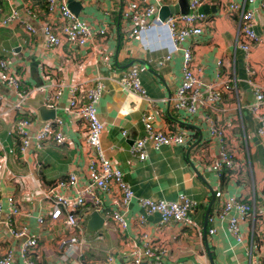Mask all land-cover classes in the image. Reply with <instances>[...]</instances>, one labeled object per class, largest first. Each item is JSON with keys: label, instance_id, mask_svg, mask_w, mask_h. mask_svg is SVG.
<instances>
[{"label": "crops", "instance_id": "crops-1", "mask_svg": "<svg viewBox=\"0 0 264 264\" xmlns=\"http://www.w3.org/2000/svg\"><path fill=\"white\" fill-rule=\"evenodd\" d=\"M8 1L19 12L20 20L34 28L35 33L26 32L19 23L0 28V60H5L8 69L20 77V90H36L28 99L34 98L38 91L43 94V105L54 110L53 121L61 122L59 130L64 142L58 145L47 140L39 150L30 147L19 153V140L10 133L18 114L9 111L17 98L0 82V256L11 251V264H23L19 254L23 240L10 236L3 222L9 217L4 202L9 196L20 209V214L10 217L11 227L25 228L27 234L36 239L37 245L30 254L35 264H129L128 253L138 245L142 234L154 248L165 250L160 258L162 264H209L207 252L213 264H248L250 257L263 263L264 227L258 220L253 223L250 217L239 226L242 239L237 243L228 234L225 222L214 220L204 224V214L210 204V191L249 199L254 211L264 214V136L257 135V117L264 114V107L256 113L248 111L253 95L245 83L248 68L253 72L252 81L264 85V0H255L251 6L259 42L246 58L234 48L237 18L223 12L226 0L203 3L208 23L200 36L188 41L194 70L202 85L207 86L216 72L224 70L215 63L224 60L230 75L237 80L236 94H224L220 103L209 110L198 107L190 117H184L170 104L180 83L181 56L173 54L164 61L170 52L165 28L154 25L137 37L127 38L131 28L121 19L120 12L128 3L142 0H74L80 5L76 16L90 26L104 28L105 35L81 47L64 41L51 51L44 48L40 32V25L50 19L44 3L40 0ZM144 1L157 3L160 8L174 6L178 0ZM6 2L0 0L3 14L8 11ZM26 7H32L31 16H25ZM131 66L138 68L140 84L150 104L136 94L121 90L119 79ZM96 79L103 86L96 105L97 116L104 126L99 137L103 156L121 171L134 198L173 202L184 196L194 202L196 206L188 216L189 225H160L156 214L146 216L139 224L138 218L143 212L132 200L124 210L119 208L126 224L121 231L111 220L112 212L119 206V194L113 185L108 192L95 193L98 206L93 205L90 196L85 198L84 206L76 212L81 218L79 229L71 232L63 216L57 221L50 219V199L45 196L47 187L65 180L71 173L79 177L80 185L85 184L86 164L92 156L84 142V124L65 113L68 90L70 86H80L77 98L81 99L85 89ZM55 91L59 92L58 98L46 101ZM23 110L28 119L35 121L31 128L34 131L40 125L35 111L26 103ZM142 116L162 133L185 131L189 140L181 146L157 149L145 140L146 156L142 161L137 160L130 149L137 141L145 139ZM206 118L224 130L235 170H222L217 174L218 144L209 137ZM194 142L197 144L186 156ZM8 150L12 151L8 153ZM221 208V201L214 198L207 218ZM94 209H99L96 213L103 223L99 230L88 232L85 219ZM210 228L214 233L208 235ZM70 233L80 243L76 251L62 261L55 242Z\"/></svg>", "mask_w": 264, "mask_h": 264}, {"label": "built area", "instance_id": "built-area-1", "mask_svg": "<svg viewBox=\"0 0 264 264\" xmlns=\"http://www.w3.org/2000/svg\"><path fill=\"white\" fill-rule=\"evenodd\" d=\"M40 1L44 3L47 18H50V21H45L40 25V32L46 50H54L60 47L64 41H71L74 45L81 47L104 37L105 29L90 26L85 20L72 14L67 8V0ZM186 1L189 13L174 14L163 22L157 18L159 5L157 3H146L144 0L128 3L120 12V16L131 28L127 34L128 39L139 36L154 25L165 28L168 34L170 52L165 56L164 61H168L173 54L178 53L181 56L180 83L170 99V104L172 109L181 112L184 117H190L196 113L198 107L202 110H209L213 105L221 102L224 94H236L237 80L230 75L228 65L223 60L217 61L215 65L217 68L223 67L224 70L216 72L214 80L207 86L202 85L198 73L194 70L191 47L188 45V41L200 36L208 23L206 15L199 11L205 0ZM254 1L226 0L222 8L225 14L232 17L236 16L237 18L234 48L242 52L245 58L259 42L258 36L254 32V9L251 7ZM246 4H248V8H245ZM6 5L8 7L6 14L2 13L0 7V28L8 27L12 23H19L24 26L26 32L34 34L35 29L20 20V14L14 9L11 2L7 0ZM24 14L25 16H31L33 14L32 7H26ZM51 18L55 19V21ZM246 75L248 79H246L245 83L249 86L253 95V101L247 106L248 111L256 113L260 108L264 107V85L259 86L252 81L253 72L248 68ZM0 82L12 90L17 98L9 111L18 114V118L14 121L10 133L19 140V153L25 152L30 147L39 150L42 143L47 140H53L58 145L64 142L62 132L59 130L60 121L41 123L34 131H31L35 121L25 116L23 105L36 90H20V77L8 69L5 60H0ZM119 84L122 91L136 94L150 104L151 101L140 84L138 68L129 67L121 75ZM79 89L80 86L78 85L70 86L65 113L72 119L80 120L85 127L84 142L92 152V156L86 164V183L80 185L79 177L71 173L65 180H60L47 187L45 196L50 199V219L57 221L63 216L65 224L71 232L79 229L81 218L77 216L76 212L84 206L85 198L90 196L93 199V205L98 206L99 202L95 198V193L99 191L108 192L113 185L119 194V206L117 210L112 212L111 220L121 231L124 230L126 224L122 216L123 211H120L119 208L121 207L124 210L132 200L137 202L143 212V215L138 218L139 224L144 222L146 216L156 214L160 225H189V213L196 205L184 196H179L173 202L134 198L129 186L123 179L121 171L111 165L109 160L103 156L100 148L99 137L104 126L97 116L96 105L103 92L101 82L97 79L94 80L92 86L85 89L81 99L77 98ZM58 96L59 92L55 91L52 94V98L46 97V101L56 100ZM1 101L2 98L0 97V103ZM257 119L259 122L257 135L264 136V114L258 115ZM206 120L209 124V137L215 139L218 144V160L215 164L217 174H221L222 170H235L237 167L234 165V158L229 153L224 130L217 128L209 119L206 118ZM142 124L145 139L137 141L130 149L132 156L139 161H142L146 156L144 150L145 140H148L154 149L160 146H181L189 140V135L185 131L177 133H162L158 131L143 116ZM11 151L8 150V153ZM214 198L221 201L222 208L219 212L214 213L213 216H209L206 221L208 223H212L214 220L225 222L228 234L237 243H241L242 239L239 226L246 223L250 217H252L253 223L258 220L260 226L264 227V214L260 211H254L249 199L229 195L224 196L220 192H215ZM4 202L9 210V217L3 220L8 234L15 239L23 240L19 247V254L23 264H35L30 258V254L37 245L35 237L27 234L25 228L14 229L11 227L10 217L20 214V209L9 196L4 199ZM98 210L94 209V212ZM37 220L42 222L41 218ZM213 233V228L207 231L208 235ZM96 239L99 240L100 236L96 237ZM79 243L74 236H71V233L68 236L58 238L55 245L59 258L62 261H66L76 251ZM164 254L165 250L163 248H154L147 236L142 234L139 237L138 245L128 253L129 264H162L160 258ZM11 259L12 252L7 251L4 256H0V264H11ZM106 261L109 262L110 258H107ZM248 264H264V262L262 263L256 258L250 257Z\"/></svg>", "mask_w": 264, "mask_h": 264}, {"label": "water", "instance_id": "water-1", "mask_svg": "<svg viewBox=\"0 0 264 264\" xmlns=\"http://www.w3.org/2000/svg\"><path fill=\"white\" fill-rule=\"evenodd\" d=\"M66 5L72 14H74L75 16L78 14V11L80 9V5L77 2H75L74 0H67ZM203 10H205V6H203L199 9L200 12H203ZM177 13L178 14L189 13L186 0H178L176 5H174V6H161L157 12V18L159 21L163 22L168 17H170L174 14H177ZM25 103L32 110L35 111L36 116H37V121L39 122V124L54 120V110L49 109L45 105H43V94L41 92L38 91L36 93V95L34 96V98L27 99L25 101ZM197 142H194V144H192L188 148V150L186 152V156L188 155V152L190 151V149L195 144H197ZM209 193H210V204H211V202H213V200H214V194L212 191H210ZM210 204L207 207L205 214H204V224H206V219H207V216L209 214ZM85 222H86L85 227H86L87 231L88 232H95L101 228L103 220H102L101 216L98 215V213L91 212L88 216H86ZM207 256H208L209 264H213L209 252H207Z\"/></svg>", "mask_w": 264, "mask_h": 264}, {"label": "trees", "instance_id": "trees-1", "mask_svg": "<svg viewBox=\"0 0 264 264\" xmlns=\"http://www.w3.org/2000/svg\"><path fill=\"white\" fill-rule=\"evenodd\" d=\"M14 136H15V135H14ZM15 137H16V136H15ZM16 139H18V138L16 137ZM17 141H18V140H17ZM17 146L20 147V143H19V142H18ZM18 147H17V148H18ZM221 178H223V176H221Z\"/></svg>", "mask_w": 264, "mask_h": 264}]
</instances>
